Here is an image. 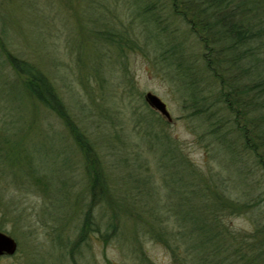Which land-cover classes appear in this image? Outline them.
Masks as SVG:
<instances>
[{"label": "rangeland", "instance_id": "374dc122", "mask_svg": "<svg viewBox=\"0 0 264 264\" xmlns=\"http://www.w3.org/2000/svg\"><path fill=\"white\" fill-rule=\"evenodd\" d=\"M146 1L0 0V37L50 77L113 195L89 207L81 147L61 116L24 89L0 49V230L17 241L0 264H173L152 233L162 226L179 234L183 219L174 212L200 215L211 190L260 199L224 214L230 233L252 235L264 225V170L252 155L234 161L185 107L180 79L143 41L137 4ZM123 28L142 46L120 47ZM147 91L167 103L172 121L146 102Z\"/></svg>", "mask_w": 264, "mask_h": 264}, {"label": "trees", "instance_id": "16d2710c", "mask_svg": "<svg viewBox=\"0 0 264 264\" xmlns=\"http://www.w3.org/2000/svg\"><path fill=\"white\" fill-rule=\"evenodd\" d=\"M137 5L148 33L143 41L152 43L158 58L178 76L186 94L185 107L204 119L203 131L234 161L252 155L264 170V0H147ZM191 34L201 45L196 50L188 42ZM127 36L126 28L116 33L120 47L142 46ZM0 49L22 77L24 89L61 116L81 147L92 197L89 207L104 198L112 201L101 158L50 77L11 51L1 37ZM210 198L204 200L200 215L186 212L184 217L174 212L183 219L179 234L162 226L152 233L167 245L173 264H264V225L256 226L252 235L232 234L224 225L225 213L248 209L260 199L230 200L212 190ZM91 223L88 214L84 232Z\"/></svg>", "mask_w": 264, "mask_h": 264}, {"label": "water", "instance_id": "95a60500", "mask_svg": "<svg viewBox=\"0 0 264 264\" xmlns=\"http://www.w3.org/2000/svg\"><path fill=\"white\" fill-rule=\"evenodd\" d=\"M146 102L154 109L172 121L173 117L168 109L167 103L156 93L147 91L144 95ZM17 250V241L10 234L0 230V256L3 254H13Z\"/></svg>", "mask_w": 264, "mask_h": 264}]
</instances>
